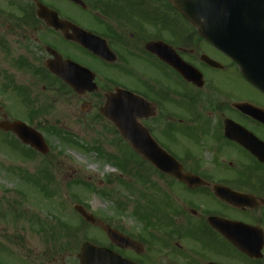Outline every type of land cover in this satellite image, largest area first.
Returning <instances> with one entry per match:
<instances>
[{"label": "flooded vegetation", "instance_id": "af4514ba", "mask_svg": "<svg viewBox=\"0 0 264 264\" xmlns=\"http://www.w3.org/2000/svg\"><path fill=\"white\" fill-rule=\"evenodd\" d=\"M2 1L12 9L4 18L20 39L18 54L5 51L14 71L3 72L6 84L58 83L48 91L70 95L85 122L117 133L129 147L104 110L109 94H135L141 98L139 124L191 181L157 169L138 153L149 181L136 194L134 225H122L123 216L104 217L125 238L102 229L105 239L94 242L107 248L108 263L121 257L125 264H264V252H241L222 233L227 220L242 223L250 228V245L264 250V162L244 145L257 144L254 136L264 142V122L237 108L244 102L264 109V94L243 78L238 64L179 13L174 0H30L21 13L12 0ZM38 2L66 23L49 26L37 15ZM48 65L57 66L59 75ZM191 68L201 74L187 78L180 70ZM218 71L242 77L262 98L222 84ZM72 84L87 86L76 90ZM36 92L28 90L31 97ZM17 120L0 114V123ZM227 120L244 128L240 139L226 135ZM223 187L242 196L227 201Z\"/></svg>", "mask_w": 264, "mask_h": 264}, {"label": "rangeland", "instance_id": "374dc122", "mask_svg": "<svg viewBox=\"0 0 264 264\" xmlns=\"http://www.w3.org/2000/svg\"><path fill=\"white\" fill-rule=\"evenodd\" d=\"M53 1L64 4L62 0ZM0 9L3 10L0 35L6 34L15 56L20 39L13 32L12 24L2 20L12 9L2 0ZM7 56L0 49L1 90L6 82L3 72L14 76ZM215 77L222 84L241 87L248 95L262 98L240 76H225L218 71ZM17 82L37 90L36 100L27 104L18 91L7 94L0 90L3 102L0 114L16 117L35 128L43 135L49 151L46 155H25L18 150L26 148L22 143L15 141L18 149L3 143L1 139L6 135L0 131V264H78L82 242L89 240L88 237L102 241L105 235L100 228L81 221L74 206L83 205L101 219L123 216L122 225H134L130 218L137 203L134 192L146 189L139 174L140 159L117 133L103 132L104 128L85 122L78 104L70 101V95L48 91L59 86L58 83ZM29 108L38 109L31 122L26 118ZM38 123L59 128L63 134H49L44 127H37ZM69 132L82 146L64 140L63 136ZM7 137L15 138L12 134ZM18 167L33 174L34 182L22 177ZM42 225L61 228L62 239L50 240L44 233H37ZM74 228H80L78 237L70 236ZM227 252L232 253L231 249Z\"/></svg>", "mask_w": 264, "mask_h": 264}, {"label": "water", "instance_id": "95a60500", "mask_svg": "<svg viewBox=\"0 0 264 264\" xmlns=\"http://www.w3.org/2000/svg\"><path fill=\"white\" fill-rule=\"evenodd\" d=\"M178 9L191 20L192 23L197 25L201 32L207 36L209 39H213L217 46L224 48L227 53L240 65L241 71L244 77L261 89L264 92V64L262 60L264 58H255L254 54H260L258 57H264V51L259 50L257 51L258 46L261 44L257 42V39L264 37V34L261 32H256L254 26L245 25L246 21L239 18H234L232 13L239 14L244 13V6L243 4H235L232 7V10L226 9L224 13L226 14L224 17L220 18V20H225V22H234L235 26H229L225 29L231 33L232 36L235 37L236 42L232 41L231 44L228 46L227 44L218 42V36L213 34L214 30H218L217 27H211L210 22H213V18H207L205 5H201L200 3H193L191 4L183 2V0H176ZM39 12L38 14L41 17H45L47 19V23L49 25L55 26L58 28L60 20L54 15V18H49L48 9L39 4ZM246 12L244 14H254L258 16L257 18L248 19L249 22H264V0H258L253 4L246 5ZM205 18V22H201V18ZM245 22V24H244ZM254 61V63H251ZM255 62H259L255 64ZM183 73L188 78H191V71L183 70ZM78 87V86H77ZM128 97V96H126ZM130 98L126 99H111V111L107 113V116L111 118L115 122V124L119 127L120 131L123 133L124 137L129 140L131 145L139 152L143 153L148 159L153 161L160 169L167 171L182 180H188L187 176L180 173L178 170H173V165L169 162H165L161 160V157H165L161 155V153H165L164 151L160 150L155 142L149 136L147 130L141 127L138 122L137 118L141 117L142 114L138 109L137 104L135 103L134 96L130 95ZM121 98V97H120ZM117 99V100H116ZM240 109L246 111L247 113L251 114L252 116L264 120V116L261 113L259 108L255 106H249L242 104L239 106ZM232 123V122H231ZM233 124V123H232ZM234 125V124H233ZM0 126L6 130L12 128L15 132L19 134V136L23 139L24 142L30 143L32 146L36 147L40 152L47 153L48 148L41 138L40 135L34 133L35 138L30 134L32 129L25 127L24 124L20 122H15L8 127H3L2 124ZM29 132V134H28ZM226 135L230 138L240 139L237 134L233 132L232 127L229 124H226ZM144 143V144H142ZM246 146L250 148V150L261 160L264 161V154L262 153V149L260 146H255V148L246 143ZM227 191L223 192V196L228 201L231 194V191L226 188ZM230 191V192H228ZM76 210L88 221L93 224L101 226L109 235L114 236L116 239L123 238L121 234L112 230L108 225L104 224L102 221L95 218L92 214H89L85 211V209L81 206H76ZM225 235L228 239H230L236 246H238L242 251L247 253H253L254 251L250 248V246H246L240 238L233 234L230 229L225 230ZM261 247L258 248V252L260 251ZM107 249L96 247L89 242H86L82 246V252L79 255L81 264H108L106 260ZM115 264H121V262H117Z\"/></svg>", "mask_w": 264, "mask_h": 264}, {"label": "trees", "instance_id": "16d2710c", "mask_svg": "<svg viewBox=\"0 0 264 264\" xmlns=\"http://www.w3.org/2000/svg\"><path fill=\"white\" fill-rule=\"evenodd\" d=\"M48 227H49V226H48ZM47 229H48L47 226L42 225V227H41L38 231L47 232V231H46Z\"/></svg>", "mask_w": 264, "mask_h": 264}]
</instances>
